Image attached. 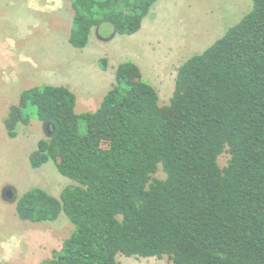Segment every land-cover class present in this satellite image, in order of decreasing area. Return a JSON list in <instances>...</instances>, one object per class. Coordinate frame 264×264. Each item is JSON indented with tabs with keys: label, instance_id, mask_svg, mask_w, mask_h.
<instances>
[{
	"label": "trees",
	"instance_id": "trees-1",
	"mask_svg": "<svg viewBox=\"0 0 264 264\" xmlns=\"http://www.w3.org/2000/svg\"><path fill=\"white\" fill-rule=\"evenodd\" d=\"M68 1L69 42L84 50L106 24L112 38L135 36L161 0ZM251 1L239 23L178 69L167 107L131 61L93 113L77 115V97L63 86L22 93L13 113L27 125L34 110L47 132L32 166L52 162L77 184L60 199L35 188L18 201L23 220L65 214L74 226L41 264H120L119 255L264 264V0ZM160 167L164 180L154 177Z\"/></svg>",
	"mask_w": 264,
	"mask_h": 264
},
{
	"label": "rangeland",
	"instance_id": "rangeland-1",
	"mask_svg": "<svg viewBox=\"0 0 264 264\" xmlns=\"http://www.w3.org/2000/svg\"><path fill=\"white\" fill-rule=\"evenodd\" d=\"M31 1L33 7L29 0H0V264H41L60 251L74 232L65 214L55 222L39 223L18 215V201L32 189L60 199L65 188L77 186L52 162L41 168L32 166L31 156L39 141L47 139V132L32 115L34 110L24 112L33 116L27 125L13 113L22 93L35 87L63 86L78 97L77 115L93 113L115 84L117 67L131 61L158 92L160 106L167 107L178 69L253 9L251 0H161L150 13L152 29L146 25L143 33L112 38L113 29L106 24L81 50L69 42L74 11L68 0ZM103 60L105 70L100 65ZM97 88L102 89L98 104L86 105L83 92L90 90L87 96H92ZM7 122L16 123L10 127ZM80 132L86 134L82 122ZM229 158L226 153L219 158L221 168ZM154 177L164 180L166 174L160 167ZM117 260L120 264H172L167 258L119 255Z\"/></svg>",
	"mask_w": 264,
	"mask_h": 264
},
{
	"label": "crops",
	"instance_id": "crops-1",
	"mask_svg": "<svg viewBox=\"0 0 264 264\" xmlns=\"http://www.w3.org/2000/svg\"><path fill=\"white\" fill-rule=\"evenodd\" d=\"M32 1L31 0H29V6H31V7H33L32 6ZM157 5V4H156ZM155 5V6H156ZM155 8V7H154ZM154 11V9H152V12ZM152 14V13H151ZM149 18H150V15L146 18V20L144 21V23H143V26H142V29H141V31L140 32H144V29H145V27H146V25H147V29L149 30V29H152L153 28V26L154 25H152L151 23V21H148L149 20ZM139 32V33H140ZM138 33V34H139ZM225 35V34H224ZM85 50V49H84ZM202 54V53H201ZM122 63H124V62H122ZM121 63V64H122ZM134 63V62H133ZM22 79H24V76H22V78H21V80ZM100 85H101V87H103V85H104V83L101 81L100 82ZM93 90V89H92ZM95 90V89H94ZM100 90H102L101 88H100ZM100 90H98V88L96 89V91H95V93L97 94V95H92V96H87L88 94H89V92H90V90H85L84 92H83V95H85L86 97H87V102H86V105H90V104H98L97 102H98V100L100 99V95H102L101 94V91ZM74 93H75V91H73ZM108 93V92H107ZM76 94V93H75ZM99 95V97L98 98H94L95 96H98ZM77 97V96H76ZM78 98V97H77ZM91 99V100H90ZM103 100V99H102ZM90 102H92V103H90ZM77 104H78V100H77ZM77 104H76V107H77ZM101 104V103H100ZM83 108H85L84 106H83ZM99 108V107H98ZM77 109V108H76Z\"/></svg>",
	"mask_w": 264,
	"mask_h": 264
},
{
	"label": "water",
	"instance_id": "water-1",
	"mask_svg": "<svg viewBox=\"0 0 264 264\" xmlns=\"http://www.w3.org/2000/svg\"><path fill=\"white\" fill-rule=\"evenodd\" d=\"M10 196V195H9Z\"/></svg>",
	"mask_w": 264,
	"mask_h": 264
}]
</instances>
